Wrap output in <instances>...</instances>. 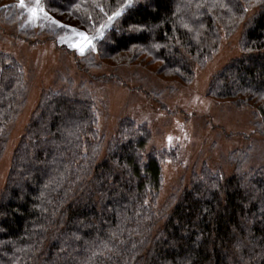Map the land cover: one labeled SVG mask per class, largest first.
Listing matches in <instances>:
<instances>
[{
    "label": "trees",
    "instance_id": "16d2710c",
    "mask_svg": "<svg viewBox=\"0 0 264 264\" xmlns=\"http://www.w3.org/2000/svg\"><path fill=\"white\" fill-rule=\"evenodd\" d=\"M19 4L0 0V28L16 38L29 34L22 28L26 15ZM41 4L86 33L124 7L79 62L96 67L128 54L132 62L140 59V50L153 47L155 52H145L162 62L164 74L186 82L194 77V65L217 51L222 30L229 33L243 21V54L217 74L209 93L239 97L237 103L251 107L264 126V0ZM249 9L255 12L248 19ZM64 31L60 28L58 35ZM71 81L44 93L15 151L0 198V264H264L262 169L229 176L204 169L154 232L157 213L148 200L161 189L162 166L158 156L146 152L150 132L126 120L99 161L103 142L92 97L75 90ZM26 91L22 66L0 52V148Z\"/></svg>",
    "mask_w": 264,
    "mask_h": 264
},
{
    "label": "rangeland",
    "instance_id": "374dc122",
    "mask_svg": "<svg viewBox=\"0 0 264 264\" xmlns=\"http://www.w3.org/2000/svg\"><path fill=\"white\" fill-rule=\"evenodd\" d=\"M41 3L42 0L39 7L43 8ZM31 7H35V1L31 5L25 3L22 8L26 15L22 28L29 31L28 35L16 38L0 28V52L12 56L22 66L27 85L22 106L8 126L5 143L0 148V198L9 181L15 151L42 96L69 87L70 80L75 90L83 89L92 97L97 135L103 142L99 161L106 157L109 141L126 120L150 132L146 152L158 156L162 166L161 189L148 200L157 213L154 232L163 225L162 215L171 210L183 188L204 169L227 176L264 171L261 116L251 107L240 106L239 97L220 99L209 93L217 74L243 54V21L229 33L222 30L217 51L205 63L194 65V77L186 82L179 75L164 74L162 62L145 52H155L153 47L140 50V59L132 62L129 54L101 60L96 67L79 62L105 36L123 14L124 7L93 33L65 24L44 8L33 19ZM254 12L247 10V18ZM60 28L65 31L58 35ZM80 47L84 48L83 55ZM95 58L100 59L98 54Z\"/></svg>",
    "mask_w": 264,
    "mask_h": 264
},
{
    "label": "snow or ice",
    "instance_id": "6c2138e0",
    "mask_svg": "<svg viewBox=\"0 0 264 264\" xmlns=\"http://www.w3.org/2000/svg\"><path fill=\"white\" fill-rule=\"evenodd\" d=\"M40 5V0H35V7H31L29 8V12L30 14L32 15L33 19H36L38 18V14L41 13V12H44V9L42 7H39ZM19 6L21 8H24L25 7V3H24V0H20V4ZM45 16H47V13L45 12L44 13ZM116 15H119V13H116ZM53 23H56L55 21H53ZM81 37L87 41V37L84 36L83 33H80ZM90 44V41L88 42ZM79 51L81 52V54L83 55V52H84V48L83 47H80L79 48Z\"/></svg>",
    "mask_w": 264,
    "mask_h": 264
}]
</instances>
